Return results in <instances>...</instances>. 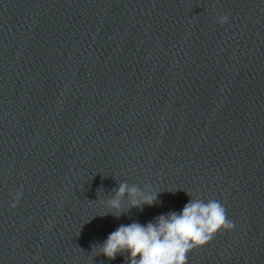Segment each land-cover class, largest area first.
I'll list each match as a JSON object with an SVG mask.
<instances>
[{"label":"clouds","instance_id":"clouds-1","mask_svg":"<svg viewBox=\"0 0 264 264\" xmlns=\"http://www.w3.org/2000/svg\"><path fill=\"white\" fill-rule=\"evenodd\" d=\"M227 21L228 17L222 16L217 22ZM148 188L147 185L142 189L136 184L119 182L105 201L110 211L103 216L110 214L119 218L133 208L142 210L145 205L153 206L158 202L159 192L152 193ZM188 195L191 199L180 213L161 214L146 225L139 222L121 224L102 244L93 247L95 256L103 255L108 260L124 256L125 264H187L189 252L208 244L219 232L236 227L220 201L205 202ZM21 196L22 192L16 193L12 208L17 206ZM125 201L126 209L123 207Z\"/></svg>","mask_w":264,"mask_h":264}]
</instances>
